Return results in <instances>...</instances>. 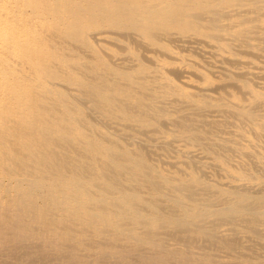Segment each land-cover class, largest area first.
I'll return each instance as SVG.
<instances>
[{
    "label": "bare ground",
    "instance_id": "6f19581e",
    "mask_svg": "<svg viewBox=\"0 0 264 264\" xmlns=\"http://www.w3.org/2000/svg\"><path fill=\"white\" fill-rule=\"evenodd\" d=\"M0 264H264V0H0Z\"/></svg>",
    "mask_w": 264,
    "mask_h": 264
},
{
    "label": "rangeland",
    "instance_id": "374dc122",
    "mask_svg": "<svg viewBox=\"0 0 264 264\" xmlns=\"http://www.w3.org/2000/svg\"><path fill=\"white\" fill-rule=\"evenodd\" d=\"M201 156V155H200Z\"/></svg>",
    "mask_w": 264,
    "mask_h": 264
}]
</instances>
